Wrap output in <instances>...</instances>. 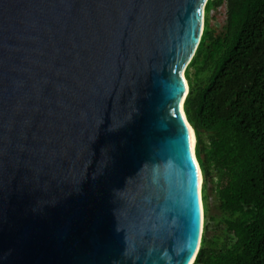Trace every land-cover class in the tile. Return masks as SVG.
<instances>
[{"label": "water", "instance_id": "obj_1", "mask_svg": "<svg viewBox=\"0 0 264 264\" xmlns=\"http://www.w3.org/2000/svg\"><path fill=\"white\" fill-rule=\"evenodd\" d=\"M207 1L0 0V264H193Z\"/></svg>", "mask_w": 264, "mask_h": 264}, {"label": "trees", "instance_id": "obj_2", "mask_svg": "<svg viewBox=\"0 0 264 264\" xmlns=\"http://www.w3.org/2000/svg\"><path fill=\"white\" fill-rule=\"evenodd\" d=\"M221 6L218 29L210 12ZM204 10L184 72L183 108L203 178L193 264H264V0H208Z\"/></svg>", "mask_w": 264, "mask_h": 264}, {"label": "rangeland", "instance_id": "obj_3", "mask_svg": "<svg viewBox=\"0 0 264 264\" xmlns=\"http://www.w3.org/2000/svg\"><path fill=\"white\" fill-rule=\"evenodd\" d=\"M225 6H221L220 8H218L217 10H211L210 12V17H211V23L214 25L215 23H217V27L218 29H220V27L224 24V20H225ZM202 183H203V179H202ZM210 196L211 199H214V194H211L210 191ZM214 209H215V202L213 203Z\"/></svg>", "mask_w": 264, "mask_h": 264}, {"label": "bare ground", "instance_id": "obj_4", "mask_svg": "<svg viewBox=\"0 0 264 264\" xmlns=\"http://www.w3.org/2000/svg\"><path fill=\"white\" fill-rule=\"evenodd\" d=\"M190 133H191V149H192V152L194 153V146H195V136H194V133H193V130L190 128ZM196 149V148H195ZM202 184V175L200 177V185Z\"/></svg>", "mask_w": 264, "mask_h": 264}]
</instances>
